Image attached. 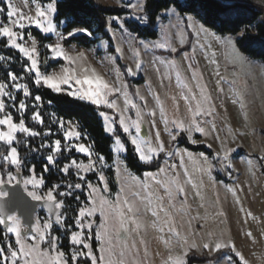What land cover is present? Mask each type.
I'll use <instances>...</instances> for the list:
<instances>
[{
	"label": "snow or ice",
	"instance_id": "obj_1",
	"mask_svg": "<svg viewBox=\"0 0 264 264\" xmlns=\"http://www.w3.org/2000/svg\"><path fill=\"white\" fill-rule=\"evenodd\" d=\"M25 9L29 8V0H21ZM32 6L35 8V15L29 11L25 13L17 6L15 0H0V40L4 41V46L8 49L15 50L21 57L24 58L21 75H17L10 69V65L15 57H5L0 55V63L7 62L9 67L6 69L7 80L0 81V170H5L8 178V183L17 180L21 175V169L24 166V160L20 155L19 145L22 135L23 146L25 149H31L33 152H40L46 149L48 154L43 157L44 171H50L57 167L60 162V157L65 153L69 154V159L58 170L64 175H73L72 169H75L74 175L79 181L73 184L55 183L47 188L44 195L37 194L35 189L43 188L46 184L44 176H37L35 166L29 169V178L23 180L27 195L34 201H44L47 209L48 218L41 221L36 219L34 225L30 229L22 227L20 218L15 214H7L0 209V225L7 226V232L15 236V247L11 244L7 249L0 247V264H80L83 260L86 264H125L124 257L132 249L136 248L135 242L131 245L128 242L120 240V233L138 232L141 228V209L138 204L147 202L148 210L151 212L153 227L160 224L167 226L168 239L164 242L169 246V254L162 260V264H187L186 257L190 249L202 248L208 253H217L216 264H221V261H226L227 264H232L233 257L223 253L222 250L230 249L235 257L239 259L240 264H248L243 254L236 249V245L232 241L225 239H217L213 242H204L197 245L195 241L189 240L188 236H182L174 223L173 209L176 208L175 200L177 197H185V189L181 183L180 173L176 171L177 164L168 161L179 156V167L183 169L184 176L190 182L191 178L188 175V169L185 167V157L188 161L196 166L197 171L206 173L212 177L213 172L223 173L231 178L236 171L232 159V153L236 151L234 148H227L225 141L220 140L219 135H216L215 140H220V150L211 155L199 153L194 155L188 149H179L178 147L168 150L166 142L161 139L160 130L155 131V141H153L149 132L143 128L145 116L151 117L150 124L152 128H156L157 121L155 119L157 113L155 110L148 109L147 99L140 94L139 89L135 93L129 92V86L126 82L121 83L118 87L115 83L105 79L103 75L96 72L94 68L87 65V56L85 52L79 51L75 55L71 54V50L64 47V43L76 38L79 34L91 36L92 33L87 27H72L67 31H59L55 21L57 8L54 2H48L46 5L39 3V0H31ZM129 7L138 9L139 3L132 4L129 0ZM146 6V0H145ZM176 8H179L185 15L182 19L186 22L185 26L196 37V43L193 44L190 52L182 53L184 60L187 62V69L191 71L192 81H197L198 68L194 67L193 61L196 58V50L199 47L200 51L207 58V48L211 45L200 43L202 34L213 35L205 26L208 23L207 18L202 15L203 5L200 0H184L183 4H177L173 9H165L163 15H177ZM222 15L225 19L230 18L234 13H237L241 5L239 0H224L222 5ZM7 18L4 22L3 17ZM199 16L201 23L196 19ZM135 20L148 22V15L144 10V15H136ZM60 24H67L68 21H60ZM116 24V31L121 32V39L127 40L131 46L129 33L125 28V20L120 17H113L109 21V31H112L111 24ZM215 25L213 24V27ZM35 28L41 33L48 35L54 34L57 37L55 43L44 45L48 55L43 61L40 59L38 52L37 41L29 32L27 38L25 29ZM244 35V32L238 36H229L221 40L222 43L228 45L234 52L236 59L243 60L239 49L235 47ZM115 32H113V37ZM179 38L180 47H183L187 42L183 29L177 33L165 32L161 38L151 44L152 50H161L175 54L178 49L174 46L173 41ZM217 39H220L217 37ZM31 41V45H28ZM141 45L148 50L149 45L141 41ZM116 59L123 58V49L121 47L114 48ZM214 55V53H213ZM139 49H134V57L139 58ZM49 61L52 63L65 62L59 72L47 71ZM156 66V71L159 72L161 67L165 69H177V61L174 58L156 57L152 61ZM198 64V61H196ZM211 63H216L212 60ZM142 70V61L139 59L135 63V71L132 67L127 66L125 73L128 76H136ZM30 78V83L36 88L41 87L47 89L57 98L55 103L60 111H64L66 115L72 114V109L80 106L77 102H83L94 106L96 114L102 119L105 124V131L113 138V144L110 150L115 154L126 155L129 146L135 153L138 161L144 165H151L154 161L160 159L161 154L165 157L164 164L158 167L156 173H145L146 177H151L155 184L159 187L162 195L156 196L149 186L140 181L141 190L130 192V198H125L121 201V193L116 194L115 201L107 199L102 193L108 192L107 181L103 174V167L107 166L106 158L99 153L95 154L93 159L92 145L81 142L86 137L79 130L78 124L71 119H64L58 116L56 112L49 114L48 119L55 126L58 138L49 139L54 135L51 127L45 126V116L41 109L44 106V101L41 95L33 96L28 83H21L26 79V75ZM219 75V72L216 73ZM176 81L181 83L180 72H175ZM169 79L171 76L168 77ZM202 78V75H201ZM200 88L199 84H196ZM186 94L181 95V99L185 101L187 112L190 113L188 118H173L168 119L164 112L163 106H160V120L164 125V131L169 136V143L178 141L182 136L186 137L190 144H197L194 138L195 134H206L205 125L210 123L204 117L211 116V111H204L201 106V101L197 97V93L191 87L184 85ZM203 93V89H200ZM22 93V98L17 100V95ZM123 97V107L118 103L119 97ZM134 97H138L142 102V107L139 106ZM32 99V114L31 120L41 130L30 127L25 119L24 114L29 110L28 99ZM6 99L11 102L10 107L20 114L17 121L14 118L12 111H6ZM159 102V96H155ZM176 98L173 97V100ZM204 99L211 100L210 96H205ZM192 101H196L195 108ZM48 105L53 103L52 99L48 100ZM108 109L111 111H105ZM178 110V106H177ZM214 111V109H213ZM208 131L215 133L216 126L211 124ZM43 137L40 145L32 146L28 142V138ZM126 138V139H125ZM233 141L235 137H232ZM208 147H212L211 144ZM75 152L82 154L86 159L77 160L71 154ZM264 161V158H260ZM252 163L251 160L248 161ZM99 165V166H97ZM15 169V175L10 170ZM127 166L125 165V169ZM5 171H0V185L4 184L3 176ZM119 171V169H118ZM98 173V185H93L87 180V173ZM157 177H160L159 179ZM133 180L139 181V177H132ZM19 183V181H17ZM28 185H31L33 190H28ZM87 187L88 194L85 202H82L78 207L73 224L75 230L70 234V243L73 245V251L70 256H66L65 252L60 249L58 244L59 237L52 234L53 223L57 226L66 223V215L62 211L65 207V201L58 197L73 196V189L81 190ZM195 187V185H193ZM65 190H61V189ZM235 193V189H231ZM124 190L121 189V192ZM145 192L147 195H142ZM7 192L0 191V198L6 197ZM155 196V200H153ZM80 200L79 196L75 197ZM167 201V205L165 204ZM184 201H181L183 203ZM99 215L100 222H96V217ZM251 216V213H248ZM164 226L159 227L161 233L164 232ZM98 242L99 247L94 251L92 243L93 238ZM251 236V232L247 233ZM175 245L182 249V254L173 253L172 241ZM143 243V241H141ZM147 255V249H145Z\"/></svg>",
	"mask_w": 264,
	"mask_h": 264
},
{
	"label": "rangeland",
	"instance_id": "obj_2",
	"mask_svg": "<svg viewBox=\"0 0 264 264\" xmlns=\"http://www.w3.org/2000/svg\"><path fill=\"white\" fill-rule=\"evenodd\" d=\"M95 1L105 8H123L127 10L128 14L121 17L125 22L129 20L138 22L133 17L136 15H144V0H131L132 4L139 3L140 7L138 9L129 7V0ZM219 1L224 2V0ZM239 2L247 3L264 12V0H239ZM15 3L25 13L30 11L32 15H35V8L32 6L31 1H29L28 9L24 8L21 0H15ZM163 13L157 19V38L154 40L139 39L125 26L131 40L130 46L127 40L121 39V32L116 31L117 26L115 23L111 24L112 31H109V21L113 18L110 17L106 21V30L111 39V45H109L106 40H99L96 46L90 49H85L74 43L71 45H65L64 43V47L71 50V54L73 55L79 51L85 52L87 56V65L94 68L96 72L103 75L105 79L115 83L116 86L119 87L121 83L126 82L129 86L130 93H135V90L139 89L140 94L148 101V109L155 110L157 113L155 117L157 121L156 128L151 127L150 120L152 118L148 116H145L143 128L145 131L149 132L153 141H155V131L159 129L161 139L166 142L168 150H172L175 147L183 150L185 147L179 146L178 141L169 143L170 138L164 131V125L160 120V106H163L164 112L169 120L173 118H188L191 114L187 112L185 101L181 99V95L186 94L184 85L186 84L188 87H191L193 91L197 93V97L201 101L202 109L204 111L212 112L211 116L204 117V119L210 123L205 125L206 134H195L194 138L198 141L197 144H190L186 137L184 138L189 145H203L209 148L213 153L220 150V140H224L227 148L236 149V151L232 153V159L236 171L231 178L225 176L223 173L216 172H213L212 177H209L206 173L197 171L196 166L189 162L187 157H185V167L188 169V175L191 178L190 182H188V178L184 176L183 169L179 167V156L169 160V164H177L176 171L180 173L181 183L186 194L185 197H177L174 201L176 204V208L173 209L174 223L182 236L189 237L190 242L195 241L197 245H201L204 242H213L217 239L232 241L235 243L236 249L240 251L248 261V264H264V174L261 173V165L264 166V161L260 160V158H264V64L257 60H251L243 54L242 61L236 59L233 50L228 45L221 42L223 38L229 36H219L209 29L210 33L213 35L205 36L202 34L200 43L205 44L206 48L207 45H211V47L207 48V58H205V54L200 51L199 47H197L196 58L195 61H193L194 67L198 68L197 81H192L191 71L187 69V62L184 60L182 53L190 52L193 44L196 43V37L186 28V22L182 19L184 15H180L178 12L177 15H172L170 12L168 16H164ZM139 23L145 24L146 22L139 21ZM64 25L65 24L58 25V30L61 31V28L64 27ZM29 29L32 28L25 29L26 38ZM181 29L184 31L187 42L183 47H180L178 37L173 41L174 46L178 50L183 49L181 52L173 54L151 49V44L159 40L163 33H177ZM113 32H115L114 37ZM43 35L51 37V41L46 44L55 43L57 40V37L54 34ZM217 37L220 39H217ZM36 41L38 52L40 53V59L43 61L48 53L44 47L45 54L43 55L42 53L44 50L40 48L37 39ZM141 41L146 42L149 45L148 50L141 45ZM28 45H31V41H28ZM115 47H121L123 49L122 59L115 58ZM134 49H139V58L134 57ZM156 57L174 58L177 61L178 68L165 69L164 67H161L160 71L157 72L156 66L152 63ZM137 59L142 61V70L134 77L122 74L125 73L127 66L132 67L135 71V63ZM212 60H215L216 63H211ZM196 61H198V64ZM50 62L51 61H49V65ZM64 63L65 62L60 61L59 63L50 65L47 71L49 73L51 71L59 72ZM177 70L180 72V84L177 83L175 77V72ZM217 71L219 72V75L216 74ZM169 76H171L170 79L168 78ZM139 79L141 82L136 83L135 81ZM20 82L22 83V81ZM197 83L200 88L196 87ZM200 89L204 90L203 93H201ZM155 96H159V102H157ZM205 96H210L211 100L204 99ZM173 97L176 99L173 100ZM133 98L135 99V102L142 107V102L139 98L134 96ZM5 102L6 105H8L6 111H12L20 117V114L10 107L11 102L7 99ZM118 103L123 107L122 96L119 97ZM192 105L195 108L196 101H192ZM104 110L111 111L108 109ZM213 123L216 126L215 133L208 131ZM102 124L105 129L103 121ZM56 132L51 139L58 138ZM216 135H219L220 140H215L214 137ZM232 137H235L234 141ZM41 142L42 140L39 141V145ZM81 142L90 144L87 137ZM209 144H211L212 147H208ZM192 153L194 155L199 154L195 152ZM71 155L75 156L78 161L84 160L85 163H87V159L82 154L73 152ZM113 155L114 161L111 168L116 184L115 194L110 191V179L107 174L109 166L107 165L102 169L108 186V192L102 194L107 199L115 201L118 192L121 193V201L126 197L130 198V187L131 192L140 191V181L144 184H153L156 187L152 178L146 177L145 173L142 177H139V181L133 180L132 177L138 176L130 172L127 168L125 169V155H118L114 152ZM65 157L69 158V154L65 153ZM93 159H95V153ZM249 160L252 161L251 164L248 163ZM159 161L160 166H162L165 161L163 154H161ZM32 166L21 169L22 187L24 191L25 185L23 184V180L29 178V169ZM10 170L15 175V169L12 168ZM23 171L26 172L25 175L23 174ZM50 172H52V170L44 171V167L40 173H36L35 171L37 176L42 174L44 178ZM55 172L56 175L60 174V176L66 177L59 170H56ZM151 172L156 173L157 170ZM72 173L75 179L78 180L74 175L75 169H72ZM91 174L96 176L94 180L88 179V176ZM97 176L98 173L89 172L87 173V180L93 185H98L99 182ZM157 178L159 179L160 177ZM3 179L5 181L4 183H8L6 171ZM15 182L16 180H13L10 184ZM79 182L84 183L83 181ZM193 185H195V187H193ZM50 186L45 184L43 188L35 189V191H37V194L39 195H44L47 188ZM118 186H120L119 191L117 190ZM155 187L153 188V193H155L156 196L162 195L161 190H158ZM84 188V194L87 198L88 189L86 186ZM121 189L124 191L121 192ZM231 189H235V193ZM28 190H33L31 185H28ZM141 194L146 195L145 192H142ZM58 198L64 200L66 197ZM153 200H155V197H153ZM181 201L184 202L181 203ZM165 204L167 205V201H165ZM138 206L142 213L140 217L141 228L138 232L120 233L121 241L126 240L129 245H131L132 242H135L136 244V248L132 249L124 257L125 264H162V260L169 254V246L164 242L169 238L167 226L160 224L153 227L154 218L148 210L149 206L147 205V202L145 201L143 204H138ZM249 212L251 213V216L248 215ZM37 218L44 221L48 218V214L39 210L35 215V222ZM66 218V223L61 225V227H58L53 223L51 231L53 235L59 237L58 244L62 251L64 250L61 248V239L63 237L68 238L70 250L68 254H65L66 256H70L74 249L73 245L70 243L69 237L71 232L75 230V226L74 224L73 226L67 225V220L70 218H68L67 215ZM71 219L74 221L75 217H71ZM96 222H100L99 215L96 217ZM160 226H164L165 230L163 233L159 231ZM249 232H251V236L247 235ZM4 234L6 249L9 244L15 247V236L8 233L7 230ZM92 240H94L97 249L99 244L95 240L94 234ZM92 240L90 241L91 243ZM141 241H143V243H141ZM172 246L174 254H182V249L175 245L174 240L172 241ZM145 249H147V255H145ZM204 252L205 251L202 248L190 249L186 261L188 256L194 255L200 257ZM205 253L208 255L214 254L208 252ZM231 253L234 255L232 251ZM236 259L239 261L237 257ZM81 262L80 264H83ZM221 264H227V262L221 261Z\"/></svg>",
	"mask_w": 264,
	"mask_h": 264
},
{
	"label": "trees",
	"instance_id": "obj_3",
	"mask_svg": "<svg viewBox=\"0 0 264 264\" xmlns=\"http://www.w3.org/2000/svg\"><path fill=\"white\" fill-rule=\"evenodd\" d=\"M31 1V0H29ZM48 2H54L57 8V13L55 16V21L57 25H60V21H68L69 23L65 24L61 28V31L70 30L72 27H87L92 33L91 36L86 34L78 35L76 38H73L65 43V45L77 44L80 47L85 49H90L98 43L99 40H106L109 45H111V39L106 30L107 24L106 21L110 17H123L128 14V11L123 8H105L99 5L95 0H39V3L47 4ZM203 5L202 15H204L208 23L205 25L208 29L212 30L215 34L219 36H238L241 31L244 32L243 37L237 41L236 48L239 49V52L245 57L251 60H257L264 64V12L254 6H251L247 3L239 2L241 5L240 10L237 13H234L230 18L225 19L222 15V5L224 2L219 0H200ZM184 0H144V10H146L148 15V22L141 24L136 21H127L125 26L126 28L134 34L139 39L144 40H154L157 38V19L164 12V10L174 8L177 4H183ZM2 6V5H0ZM177 12L180 15H185L184 12H181L179 8H176ZM4 22H6V16L3 17ZM196 19L201 23L204 21L200 20V17L197 16ZM213 24L215 25L213 27ZM27 32H30L34 36L40 45V48L45 54L44 45L51 41V37L44 36L38 30L32 28ZM111 49V46H110ZM186 49V48H185ZM183 49L177 51L181 52ZM112 51V50H111ZM176 53V54H177ZM0 55L5 57L12 56L15 59L10 65V69L14 71L17 75H21V69L24 64V59L12 49H8L4 46V41L0 40ZM9 67L7 62L0 63V80H7L6 69ZM26 75V74H25ZM136 83L141 82V80H136ZM22 83H28L29 88L32 91L33 96L39 94L42 96L44 101V106L41 109L45 116V126L51 127L53 133L57 130L51 121L48 119V116L52 112H56L58 116L63 117L64 119H71L76 122L79 126V130L88 138L89 143L92 145L93 152L102 154L106 158L107 165L109 169L107 170L108 177L110 179V191L112 193L116 190V184L112 172V164L114 161L113 152L110 150V146L113 144V138L108 135L103 127L102 120L96 114L94 106L83 102H77L80 104L79 107L72 109V114L66 115L64 111H60L57 108L55 103L56 97L54 94L50 93L47 89L41 87L36 89L31 83L30 78L27 77L22 81ZM17 100L22 98V93L16 94ZM52 99L53 103L51 106L48 105V100ZM29 110L24 114V119L26 123L37 130H41L40 126L36 125L31 120L32 114V99H28ZM14 118L18 121L19 116L13 112ZM50 137L49 139H51ZM54 138V137H53ZM19 139L22 141L19 145L20 155L24 160V167L35 166L36 173L42 172L45 161L44 156L47 155V150H41L40 152H33L31 149H25L23 146V136H20ZM55 139V138H54ZM126 139V138H125ZM43 140V137L28 138L29 144L32 146H38L39 141ZM178 145L185 147L195 153H205L211 155L213 152L206 146H191L189 145L184 136L178 139ZM244 154V153H243ZM241 154V155H243ZM69 158L65 157V154L60 157V162L57 167L52 168L47 176H45L46 185L50 186L55 183L63 184H75L79 182L75 179L73 175L66 177L60 176V174H55L56 170L61 167L64 163L67 162ZM125 164L127 169L134 173L138 177H142L144 173L155 171L160 167V161H154L151 165H144L140 163L129 146L128 151L124 157ZM261 173L264 174V166L261 165ZM25 175L26 172L23 171ZM96 176L91 174L88 176L89 180H94ZM65 190V189H61ZM85 188L81 190L73 189V196L64 198L65 208L62 210L65 215H67L69 220H67V225L73 226V220L75 217L76 211L82 202L86 201L85 197ZM79 196L80 200H76L75 197ZM5 232L2 231L0 226V247L5 245ZM62 249L68 254L70 246L68 245V238L63 237L62 239ZM93 250H96V244L92 240ZM223 253L233 257V264H240L236 257L231 253L230 250H222ZM217 253L213 255H208L207 253H202L200 257L198 256H188L187 264H203V263H216ZM83 264H86L82 260Z\"/></svg>",
	"mask_w": 264,
	"mask_h": 264
},
{
	"label": "water",
	"instance_id": "obj_4",
	"mask_svg": "<svg viewBox=\"0 0 264 264\" xmlns=\"http://www.w3.org/2000/svg\"><path fill=\"white\" fill-rule=\"evenodd\" d=\"M50 65H54V63L50 62ZM0 191L8 193L6 197L0 198V209L7 214L17 215L25 229H30L34 225L35 215L39 210L47 213L44 201H34L24 191L22 187V175L18 176L16 182L13 184L4 183L1 185ZM1 229L6 232L7 226L1 225Z\"/></svg>",
	"mask_w": 264,
	"mask_h": 264
},
{
	"label": "crops",
	"instance_id": "obj_5",
	"mask_svg": "<svg viewBox=\"0 0 264 264\" xmlns=\"http://www.w3.org/2000/svg\"><path fill=\"white\" fill-rule=\"evenodd\" d=\"M146 185H148L149 186V189L153 192V188L155 187V185H153V184H146ZM156 189H158V190H160L159 189V187L156 185V187H155ZM119 189H120V186H118V191H119ZM130 192H131V187H130ZM162 193V192H161ZM115 194V193H114ZM113 194V195H114ZM130 194V193H129ZM146 195H147V193H146ZM153 197H155V196H153Z\"/></svg>",
	"mask_w": 264,
	"mask_h": 264
}]
</instances>
